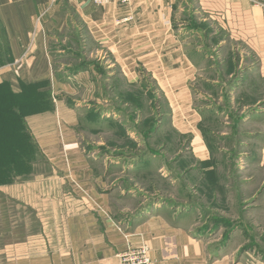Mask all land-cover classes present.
<instances>
[{
	"label": "crops",
	"instance_id": "1",
	"mask_svg": "<svg viewBox=\"0 0 264 264\" xmlns=\"http://www.w3.org/2000/svg\"><path fill=\"white\" fill-rule=\"evenodd\" d=\"M181 1L132 0L127 5L111 1L106 6H96L91 0L83 4L73 0H0V112L12 102L18 133L23 136L16 145H24V135H29L31 143L67 181L80 207L67 219L65 248L25 256H11L4 251L0 253V264H120L119 255L127 246L143 245L149 248L151 264H264L257 250L240 249L241 245L235 243L239 234L225 240H219L221 232L215 236L206 234L197 217L201 212L194 204L173 205L163 197L164 201L146 204V200L138 198L137 205L131 207L133 199L143 193L161 194V170L159 174L152 172L157 156L142 159L141 163L125 157L130 170L124 168L126 173L116 177L118 170L108 167L112 157L102 159L100 152L86 148L80 139L89 102L105 103L108 114L101 117L122 122L119 109L109 110L116 103L112 97L145 92L141 85L150 78L163 92L168 111L172 112L169 130L187 136L195 147L194 151L190 145L189 151L199 166L192 165L183 177L191 180L193 171H215L213 165L204 169L200 166L211 161L200 134L201 114L194 106V89L202 79L199 62L204 55L180 38ZM201 1L205 22L211 21L217 9L219 15L226 12L229 16L224 25L221 23L229 32L237 29L230 24L233 17L244 25H240L246 34L243 47L252 50L246 54L251 62L248 73L264 81L262 9L254 0H218V5L214 0ZM70 30L80 39L76 50L78 44L83 48L82 53L75 52L76 66L88 64L86 70L76 73L55 68L56 57L68 55L53 51L59 46L55 41ZM177 110L185 123L173 121ZM254 114L251 112L250 117L259 120L261 114ZM1 120L0 136L4 132ZM158 130L157 134L163 131L162 122ZM156 175L160 184L149 182ZM262 186L255 193L258 200L264 196V181ZM191 189L186 187L185 192H199L195 185ZM202 189L204 193L216 192L204 185ZM172 192L177 193L175 185ZM258 200L256 210H264V202L260 204ZM251 235L262 243L258 232Z\"/></svg>",
	"mask_w": 264,
	"mask_h": 264
},
{
	"label": "rangeland",
	"instance_id": "2",
	"mask_svg": "<svg viewBox=\"0 0 264 264\" xmlns=\"http://www.w3.org/2000/svg\"><path fill=\"white\" fill-rule=\"evenodd\" d=\"M219 1L214 0L216 5ZM181 4L178 26L183 33L180 38L205 52L203 60L199 62L202 79L194 89L198 91L194 106L201 114L203 144H206L211 162L216 167L213 189L216 183L218 192L212 195L203 192L204 173L200 171H193L191 180L190 177H183L186 164L199 166L198 160L189 151L191 144L188 137L172 131L174 129L169 130L167 123L172 112L168 111L163 92L150 78L146 79L145 92L135 99L117 95L112 97L116 103L111 102L109 110L117 112L119 109L118 114L123 119L121 127L102 124L103 119L97 116L100 114L105 118L108 105L89 102L90 108L80 128V139L86 148L100 152L102 159L112 157L108 167L112 171L118 170L116 177L128 168L125 157L139 156L143 152L148 156H157V159H153L155 166L152 172L159 174L161 170V194L151 196L143 193V196L133 199L134 205L131 207L137 205L138 198L141 202L146 200V204L164 199L173 205L193 207L194 204L201 212L197 217L206 234L215 236L221 232L223 235L218 238L225 240L237 233L239 236L235 243L241 245L242 251L252 248L264 257L251 235L258 232L264 240V218L260 216V211L264 215V210H256L255 207L258 200L255 193L263 187L264 181V81L248 73L247 67L251 62H248L250 57L246 54L249 55L252 50L243 47L246 34L241 28L244 25L237 21V17L230 19V24L237 29L229 32L222 26L229 19L226 12L219 15L216 9L217 12L211 14V21L205 22L201 0H182ZM70 31L55 41L59 46L53 49L54 52L69 53L56 57V71L78 68L75 52L82 53L83 48L78 44L76 50L80 39L73 30ZM251 112L256 113L255 116L261 114L260 119H252ZM153 119L162 122L163 131L149 139L146 132L150 130ZM173 121L175 124L185 123L178 110L173 114ZM191 148L195 149L193 143ZM14 160L15 165L18 164L14 173L17 172L18 176L13 175L11 179L0 176V253L5 251L11 256H25L65 248L67 219L80 208L69 184L36 149L22 148ZM158 179L156 175L149 182L156 184ZM172 184L177 189L174 195ZM193 185L198 188V193L185 192L186 187L192 186L193 189ZM263 197H259L260 204L264 202Z\"/></svg>",
	"mask_w": 264,
	"mask_h": 264
},
{
	"label": "trees",
	"instance_id": "3",
	"mask_svg": "<svg viewBox=\"0 0 264 264\" xmlns=\"http://www.w3.org/2000/svg\"><path fill=\"white\" fill-rule=\"evenodd\" d=\"M193 40H194V38H193ZM190 46H192L194 50L200 51L204 55L205 52L194 47L193 43H190ZM77 67L78 68L71 69V70L66 71V72L76 73L78 71L86 70L88 68V64L87 65L81 64ZM146 79H148V78H146ZM239 79H242V78H239ZM141 87L144 90H146V88H147L146 80L143 81ZM4 88H6V87L4 86ZM143 93L144 92L142 90H140L139 92H136V93H130L127 97H129L130 99L131 98L135 99L136 96L142 95ZM11 104H12V102L9 104V107H6V106L2 107V110L0 112L1 113L0 119H2L1 122H3V127H4V129H3L4 132H3L2 136H0V142H1L0 143V176H5L4 178H10V179L13 177V175L18 176L17 172L14 173V168H16L18 165V164L15 165L16 160H14V158H15L16 154H19V152L22 148L26 149V146L28 145V147L36 149L40 153L37 145L31 143V139H30L29 135H26V134L24 135V140H25L24 145H21V144L16 145V143H20L22 141L23 136L20 135L22 132H20V134L18 133L17 122L15 121V118H14L15 114L11 110L12 107H10ZM97 117H99V119H103V118H101L100 114ZM92 120H93V118H92ZM93 123H96V120H93ZM121 123L122 122H119L118 120H115L114 118L113 119H103V122H102V124L109 125L111 127H121V125H122ZM150 123H151L150 130L146 132V137L149 139H152L155 135H157V133L159 131L158 130V124H160V121L156 122L153 119V121H151ZM200 129H201V127H200ZM151 156H154V155L148 156V154H146V155L142 154L139 156H131V157H132V159H134V158L139 159V163H141L140 160L145 159V158L150 160ZM127 157H129V156H127ZM137 162L138 161H135L134 164L135 163L137 164ZM26 164L28 165L29 161L27 162V160H26ZM209 165H213L215 167V165L211 161L207 162V163L200 164L202 169L208 168ZM184 168H185L184 171H188V170H190V168H192V165L186 164V167H184ZM26 173H28V172H26ZM214 179H215V171L206 172L203 175L202 185H204L207 189H209V187H211L212 190L214 191V189H213L214 188V184H213ZM5 184H8V183H5ZM1 185L2 184H0V186ZM215 191H216V183H215ZM210 194L212 195L213 193H210ZM263 241L264 240H262V242ZM255 242L260 247V249L262 250L260 242H258L257 240H255ZM262 252L264 253L263 250H262Z\"/></svg>",
	"mask_w": 264,
	"mask_h": 264
},
{
	"label": "built area",
	"instance_id": "4",
	"mask_svg": "<svg viewBox=\"0 0 264 264\" xmlns=\"http://www.w3.org/2000/svg\"><path fill=\"white\" fill-rule=\"evenodd\" d=\"M79 4H83L86 0H73ZM96 6H106L111 1L116 3L127 5L131 4L132 0H91ZM253 3L260 7L264 12V0H254ZM149 248L143 245L138 248H132L127 246L126 250L119 255L120 264H151L152 260L149 254Z\"/></svg>",
	"mask_w": 264,
	"mask_h": 264
},
{
	"label": "water",
	"instance_id": "5",
	"mask_svg": "<svg viewBox=\"0 0 264 264\" xmlns=\"http://www.w3.org/2000/svg\"><path fill=\"white\" fill-rule=\"evenodd\" d=\"M260 245H261V248H262V250L264 251V243L262 242H260Z\"/></svg>",
	"mask_w": 264,
	"mask_h": 264
}]
</instances>
